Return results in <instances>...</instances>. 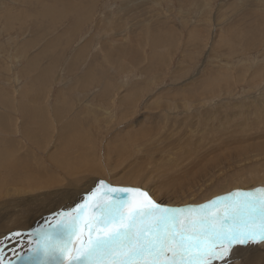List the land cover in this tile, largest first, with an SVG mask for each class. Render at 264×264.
Masks as SVG:
<instances>
[{
	"label": "rangeland",
	"instance_id": "obj_1",
	"mask_svg": "<svg viewBox=\"0 0 264 264\" xmlns=\"http://www.w3.org/2000/svg\"><path fill=\"white\" fill-rule=\"evenodd\" d=\"M3 118L0 224L101 180L163 204L264 187V0H0ZM14 234L3 253L34 246Z\"/></svg>",
	"mask_w": 264,
	"mask_h": 264
},
{
	"label": "snow or ice",
	"instance_id": "obj_2",
	"mask_svg": "<svg viewBox=\"0 0 264 264\" xmlns=\"http://www.w3.org/2000/svg\"><path fill=\"white\" fill-rule=\"evenodd\" d=\"M99 184L103 197L97 187L31 234V264H264V187L168 206L140 187Z\"/></svg>",
	"mask_w": 264,
	"mask_h": 264
},
{
	"label": "bare ground",
	"instance_id": "obj_3",
	"mask_svg": "<svg viewBox=\"0 0 264 264\" xmlns=\"http://www.w3.org/2000/svg\"><path fill=\"white\" fill-rule=\"evenodd\" d=\"M156 27H158L157 25H156ZM165 29H167V28H165ZM156 30H157V32H159L158 31V29L156 28ZM165 31L166 30H164L163 32H164V34H166L165 33ZM161 33V32H160ZM162 34V33H161ZM161 34H159L158 33V35L160 36ZM162 36V35H161ZM163 38V37H162ZM164 39V38H163ZM167 39V38H166ZM155 41H157V40H155ZM163 41V40H162ZM166 41V40H165ZM156 44H157V42H156ZM154 48V47H153ZM37 115V114H36ZM60 115V114H59ZM37 119V118H36ZM39 119H40V117H39ZM42 119V118H41ZM4 118H3V120H0V124H1V126L4 124ZM39 121V120H38ZM40 122V121H39ZM17 123V122H16ZM17 125V124H16ZM0 126V127H1ZM14 127V126H13ZM43 127V126H42ZM18 128V127H17ZM15 129H16V127H15ZM3 130V129H2ZM19 130V129H18ZM14 131V130H13ZM9 132V131H8ZM23 133V132H22ZM14 135V134H13ZM15 140H17V139H15ZM262 142V141H261ZM235 146H237V145H235ZM215 152V151H214ZM84 154V153H83ZM226 155V154H225ZM25 156H30V157H32L33 155H25ZM215 157V156H214ZM216 158V157H215ZM218 158V157H217ZM214 159V158H213ZM216 160V159H215ZM215 160H214V162H215ZM26 160H25V158H24V163L26 164V162H25ZM216 161H218V165H219V161H220V158H219V160H216ZM202 162V161H201ZM200 162V163H201ZM205 162H207V160L205 159ZM195 163V162H194ZM213 163V162H212ZM222 163V162H221ZM31 164V163H30ZM217 164V163H216ZM202 165V164H201ZM200 165V166H201ZM206 165V164H205ZM218 165H217V167H218ZM92 166V165H91ZM91 166H87V170H86V172L88 171V172H93V171H95V170H97V168H94V167H91ZM209 165H207V167H208ZM216 166V165H215ZM220 166V165H219ZM206 167V166H205ZM36 168V167H35ZM204 168V167H203ZM212 168V167H211ZM85 169V168H84ZM188 168H186V170H187ZM47 170V169H46ZM191 170V169H190ZM189 170V171H190ZM212 170V169H211ZM30 171V170H29ZM29 171H27V172H25V174H24V176H28L29 174H30V172ZM82 171V170H81ZM100 171V170H99ZM188 171V170H187ZM207 170H202L201 172H206ZM221 171V170H220ZM77 172V171H76ZM106 173V172H105ZM188 173H190V172H188ZM187 173V174H188ZM40 174L41 173H39V176H40ZM47 174H48V172H47ZM75 174V173H74ZM83 174H85V172L83 173ZM101 174V173H100ZM191 174H197V173H191ZM190 174V175H191ZM206 174V176H208L209 174H208V172L207 173H205ZM208 174V175H207ZM72 175V174H71ZM211 175V174H210ZM76 176V175H75ZM113 176H115V175H113ZM176 176V175H175ZM183 176V175H182ZM196 176V175H195ZM201 176V174H198L197 175V177L199 178ZM206 176H204V177H206ZM132 177V176H131ZM130 178V177H129ZM170 178H171V176H170ZM201 178V177H200ZM199 178V179H200ZM24 179H26V181H27V178H24ZM51 179V178H50ZM146 179V178H145ZM195 179H197L196 177H195ZM195 179H191V181H193V183L196 181ZM126 180H128V179H126ZM135 179H133V181H134ZM138 180V179H137ZM147 180V179H146ZM160 180H162V179H160ZM164 180V179H163ZM167 179H165L164 181H165V184H167L169 187H170V181H171V179H168L167 181H166ZM195 180V181H194ZM45 181V180H44ZM53 181V180H52ZM28 182V181H27ZM55 182V181H54ZM58 182H60V181H58ZM135 182V181H134ZM133 182V183H134ZM141 182V181H140ZM143 182V181H142ZM43 183V182H42ZM53 183V182H52ZM55 183H57V182H55ZM129 183V182H128ZM160 183V182H159ZM164 183V182H163ZM43 184H46V183H43ZM48 184V183H47ZM46 184V185H47ZM59 184V183H58ZM57 184V185H58ZM129 184H131V183H129ZM162 184V183H161ZM175 184V183H174ZM179 184V183H178ZM52 185V184H51ZM50 185V186H51ZM78 185V184H77ZM163 185L164 184H162V187H163ZM166 185V186H167ZM43 186V185H42ZM81 186V185H80ZM131 186V185H130ZM136 186V185H135ZM165 186V187H166ZM175 186V185H174ZM179 186V185H178ZM36 187V186H35ZM38 187V186H37ZM46 186L44 185V188H45ZM49 187V186H48ZM140 187V186H139ZM145 187V186H144ZM153 187V191L157 194L158 193V196H160V192H161V187H160V185L159 184H155V185H153L152 186ZM165 187H163V188H165ZM169 187L167 188V189H169ZM183 187H185V186H183ZM183 187H181V188H183ZM195 187V186H194ZM43 188V187H42ZM65 188V187H64ZM76 188H78V186L76 187L75 186V189ZM172 188V187H171ZM179 188V187H178ZM177 188V189H178ZM186 188V187H185ZM29 189V188H28ZM143 189V188H142ZM145 189V188H144ZM187 189V188H186ZM186 189H184L185 190V192H186ZM236 189V188H235ZM27 190V189H26ZM146 190V189H145ZM147 190H149V188L147 189ZM179 190V189H178ZM177 190V191H178ZM189 189H187V191H188ZM28 191V190H27ZM31 191V190H30ZM43 191V190H42ZM54 191V190H53ZM166 191H168V190H166ZM174 191H175V189H174ZM174 191H173V193H174ZM181 192H182V190H180ZM56 192H57V190H56ZM64 192V191H63ZM68 192V191H67ZM67 192H65V193H58L57 192V194H55V196L53 195V197H48V198H45V197H41L42 199H40V200H38V201H35V202H33L32 201V203L34 204V203H36V202H41L40 203V205L38 206V207H35L33 210H31L30 208H29V206H28V208H26V209H23L24 211H26V212H19V213H15V210H13L14 211V213L15 214H11V217H7L8 218V220H6V221H4V220H2L1 222H3L4 221V223H2V224H0V236H2V235H5V233H6V235H8V236H11V235H13L14 233H16V232H18V231H25L23 234H22V237H25L26 235H27V237H31V234L34 232V231H36L35 229H38V227L37 228H32L31 230H29V229H26V228H30V227H34V225H39V227L40 226H43L45 223V221H52L53 220V218H54V216L57 214V213H60V212H62L63 210H65V209H69V208H72L73 206H74V204H76V203H81L80 201H78V202H76V200H75V198H74V196L75 195H77L76 193H74L75 195L72 197L71 195H69V194H66ZM70 192H72V191H70ZM70 192H68V193H70ZM151 192V191H150ZM150 192H149V194H150ZM169 192V191H168ZM172 192V191H171ZM188 192H190V191H188ZM23 193V192H22ZM26 193V192H25ZM55 193V192H54ZM101 193L102 192H100V194H98V197L97 198H101V197H103V195H101ZM51 194V193H50ZM151 194H153L152 192H151ZM150 194V195H151ZM155 194V195H156ZM162 194V193H161ZM172 194V193H171ZM46 195V194H45ZM39 197V198H40ZM80 197V196H79ZM87 197H88V195L87 194H83L82 195V197L81 198H79L78 200H80V199H82V201L83 202H87ZM157 197V196H156ZM76 198H78V197H76ZM181 198H184V196H177V195H175L174 197H172L171 196V200H169L170 202H169V204L168 203H166L165 205H168V206H178V205H176V204H188V203H194V199L193 198H191V199H185L184 201H182V199ZM28 199V198H27ZM159 199V198H158ZM162 200V199H161ZM28 201V200H27ZM166 201V200H165ZM21 202V201H20ZM23 202V201H22ZM74 202H76V203H74ZM25 203H27L26 202V200H25ZM20 208V207H19ZM18 208V209H19ZM4 210V209H3ZM12 210V209H11ZM5 211V210H4ZM10 212V211H9ZM10 215V214H9ZM1 216V215H0ZM3 216V215H2ZM1 218V217H0ZM3 219V218H2ZM39 219V220H38ZM43 224V225H42ZM6 237V236H5ZM15 238V237H14ZM13 238V239H14ZM5 239V238H4ZM3 240V239H2ZM7 240V239H6ZM11 240V239H10ZM16 240V239H15ZM9 241V240H8ZM26 241V240H25ZM32 241V240H31ZM11 243V242H10ZM34 243V242H33ZM33 243H31L30 242V244H33ZM12 244H13V242H12ZM11 244V245H12ZM29 244V245H30ZM9 246L8 247V249H6L7 251L5 252V253H3V255L5 256V264H7V261L8 260H11V261H13L14 262V264H31V262H30V260L28 259V256H27V253H28V251H29V249H26V250H28V251H25V252H23V254H24V256H23V258L22 259H17L16 258V256H17V253H21L20 251H19V249L18 248H16V247H14L13 245L12 246ZM15 245H16V243H15ZM28 245V244H27ZM7 246V244L6 245H0V248H3L4 250H5V247ZM19 246H21V245H18V247ZM25 246H26V244H25ZM21 248V247H20ZM24 251V250H23ZM256 256H257V258H259V256L261 255V252L259 251V250H257L256 251Z\"/></svg>",
	"mask_w": 264,
	"mask_h": 264
}]
</instances>
